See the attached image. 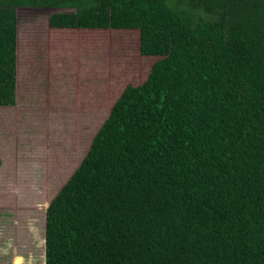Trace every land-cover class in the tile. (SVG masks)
Masks as SVG:
<instances>
[{"label":"trees","instance_id":"obj_1","mask_svg":"<svg viewBox=\"0 0 264 264\" xmlns=\"http://www.w3.org/2000/svg\"><path fill=\"white\" fill-rule=\"evenodd\" d=\"M17 7L66 9L52 28L133 23L157 57L47 203L43 264H264V0H0V105Z\"/></svg>","mask_w":264,"mask_h":264},{"label":"rangeland","instance_id":"obj_2","mask_svg":"<svg viewBox=\"0 0 264 264\" xmlns=\"http://www.w3.org/2000/svg\"><path fill=\"white\" fill-rule=\"evenodd\" d=\"M65 10L16 8L13 104L0 105V264H43L47 203L123 87L157 58L139 53L133 23L49 27Z\"/></svg>","mask_w":264,"mask_h":264}]
</instances>
